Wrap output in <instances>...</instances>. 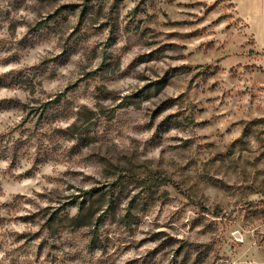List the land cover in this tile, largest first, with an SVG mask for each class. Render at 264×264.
Returning a JSON list of instances; mask_svg holds the SVG:
<instances>
[{"label":"rangeland","instance_id":"1","mask_svg":"<svg viewBox=\"0 0 264 264\" xmlns=\"http://www.w3.org/2000/svg\"><path fill=\"white\" fill-rule=\"evenodd\" d=\"M10 131L18 260L264 264V50L231 0H0Z\"/></svg>","mask_w":264,"mask_h":264},{"label":"trees","instance_id":"2","mask_svg":"<svg viewBox=\"0 0 264 264\" xmlns=\"http://www.w3.org/2000/svg\"><path fill=\"white\" fill-rule=\"evenodd\" d=\"M13 103L14 101H12V104ZM18 142H19L18 139L16 141H12V131L8 133L0 134V159L7 160L10 163H12V160L16 159L17 156L21 153V147L19 146ZM35 160L37 161V159ZM55 219L58 218L57 217L52 218L51 220H49L48 223H52L53 221H55ZM5 221L6 219L0 215V227H2ZM98 229L99 227H95L94 230L90 231V240L88 243V249L90 250V252L103 251L106 249V244L102 242L100 237L101 234L99 233ZM0 235L2 237L6 236L4 232L1 233ZM13 235H15L14 236L15 241H20L21 239L26 237L28 241L33 242L35 240V237L29 236V234L18 233V232L12 234L11 232L10 236ZM49 237L50 236L44 237L43 240L38 244V248L42 250L44 247H49L50 245L48 242ZM3 246H4L3 241H0V252L3 251V256L0 259V264H43L42 262H40V259L37 255L33 259L28 258L27 260H23V261L18 260V258L14 256V252L17 251V249L20 246L13 249L8 248L6 250H3Z\"/></svg>","mask_w":264,"mask_h":264},{"label":"crops","instance_id":"3","mask_svg":"<svg viewBox=\"0 0 264 264\" xmlns=\"http://www.w3.org/2000/svg\"><path fill=\"white\" fill-rule=\"evenodd\" d=\"M247 34L264 50V0H231Z\"/></svg>","mask_w":264,"mask_h":264}]
</instances>
